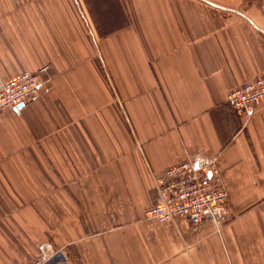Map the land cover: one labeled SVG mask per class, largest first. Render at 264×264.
<instances>
[{
	"label": "crops",
	"instance_id": "obj_1",
	"mask_svg": "<svg viewBox=\"0 0 264 264\" xmlns=\"http://www.w3.org/2000/svg\"><path fill=\"white\" fill-rule=\"evenodd\" d=\"M45 64L39 96L0 113V264L44 245L49 264H249L264 100L237 115L227 95L264 74L256 14L214 0H0V84ZM197 153L218 157L239 215L222 230L147 220L145 179Z\"/></svg>",
	"mask_w": 264,
	"mask_h": 264
},
{
	"label": "built area",
	"instance_id": "obj_2",
	"mask_svg": "<svg viewBox=\"0 0 264 264\" xmlns=\"http://www.w3.org/2000/svg\"><path fill=\"white\" fill-rule=\"evenodd\" d=\"M50 65L23 72L0 84V113L33 102L45 85ZM264 100V74L232 89L227 104L237 115L251 116ZM147 220L159 224L189 223L199 230L207 223L220 224L229 213V193L217 156L197 153L156 174L149 188ZM53 250L44 245L28 264H49Z\"/></svg>",
	"mask_w": 264,
	"mask_h": 264
},
{
	"label": "rangeland",
	"instance_id": "obj_3",
	"mask_svg": "<svg viewBox=\"0 0 264 264\" xmlns=\"http://www.w3.org/2000/svg\"><path fill=\"white\" fill-rule=\"evenodd\" d=\"M214 1L225 5H229L233 8L246 9L247 11H249V14L251 15L256 14L258 20L263 21L264 23V0H214ZM145 182L147 186L146 189H147L148 199H150L149 188L151 186V181L150 179L146 178ZM260 206L261 204L252 205L247 210L252 208L260 209L261 208ZM238 215L239 214L235 210L234 206L229 202V213L225 221L218 225L214 224V226L218 230L220 229L222 230V228L228 222H230L231 220L233 221V219H235ZM243 244H244L243 249H245V252H243L244 260L249 262V264H264V221L259 222L258 233L256 234V236H252L250 239L249 237H246ZM101 258L106 259L104 258V255H102Z\"/></svg>",
	"mask_w": 264,
	"mask_h": 264
}]
</instances>
